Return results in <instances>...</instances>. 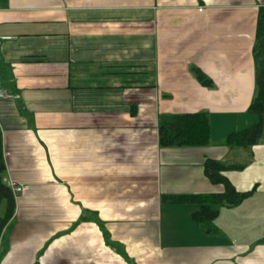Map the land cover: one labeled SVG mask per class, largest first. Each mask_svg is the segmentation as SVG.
I'll return each instance as SVG.
<instances>
[{"label": "crops", "instance_id": "crops-1", "mask_svg": "<svg viewBox=\"0 0 264 264\" xmlns=\"http://www.w3.org/2000/svg\"><path fill=\"white\" fill-rule=\"evenodd\" d=\"M261 6L0 0L3 178L29 186L0 234V264H129L98 222L135 264H264V115L256 145L225 144L260 121L248 108ZM197 113L208 146L159 145L162 117ZM208 160L242 166L223 175L252 193L212 206L210 233L192 220L200 206L165 201L225 193ZM8 210L1 201L0 218Z\"/></svg>", "mask_w": 264, "mask_h": 264}, {"label": "trees", "instance_id": "trees-1", "mask_svg": "<svg viewBox=\"0 0 264 264\" xmlns=\"http://www.w3.org/2000/svg\"><path fill=\"white\" fill-rule=\"evenodd\" d=\"M255 62L256 96L248 108L249 114L257 115L259 123L240 132L230 134L225 144L231 148L252 147L256 145L263 134L264 115V6L258 11L255 46L253 48ZM197 79L205 86L211 85L210 80L199 70H195ZM211 141V127L206 114L197 113L193 115H175L162 117L159 122V145L163 148L181 147H205ZM242 166L230 165L228 163L208 160L205 165L207 177L214 184L225 186V193L211 196H175L170 197L166 202L170 204H194L200 206V210L192 215L193 222L204 229L207 233L213 231L210 223L217 217V212L212 206H223L233 208L239 206L249 198L252 193H238L229 181L224 177L223 172L238 170ZM5 164L3 160V142L0 129V202H8V214L0 218V234L6 223L10 220L14 210V197L11 190L4 183ZM98 222V221H97ZM107 245L113 247L129 264H135L125 253L123 246L114 244L104 226L99 223Z\"/></svg>", "mask_w": 264, "mask_h": 264}, {"label": "built area", "instance_id": "built-area-1", "mask_svg": "<svg viewBox=\"0 0 264 264\" xmlns=\"http://www.w3.org/2000/svg\"><path fill=\"white\" fill-rule=\"evenodd\" d=\"M6 98H8V94L7 92L3 89V86H2V81L0 79V100H5ZM5 157H9L10 154L9 153H5L4 155ZM7 187L11 190L13 196H14V199H17V197L21 194V193H24L25 191L29 190V186H26V185H21V186H18L16 184H13V183H8L7 184Z\"/></svg>", "mask_w": 264, "mask_h": 264}]
</instances>
